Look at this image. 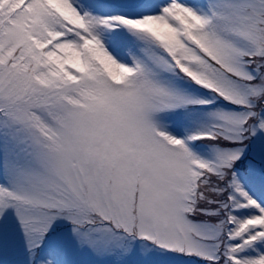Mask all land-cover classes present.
<instances>
[{
    "label": "snow or ice",
    "instance_id": "1",
    "mask_svg": "<svg viewBox=\"0 0 264 264\" xmlns=\"http://www.w3.org/2000/svg\"><path fill=\"white\" fill-rule=\"evenodd\" d=\"M0 264H264V0H0Z\"/></svg>",
    "mask_w": 264,
    "mask_h": 264
}]
</instances>
